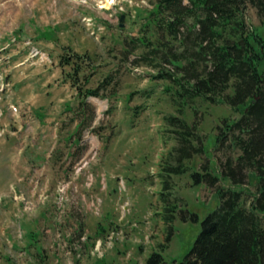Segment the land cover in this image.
Returning <instances> with one entry per match:
<instances>
[{
	"label": "rangeland",
	"instance_id": "obj_1",
	"mask_svg": "<svg viewBox=\"0 0 264 264\" xmlns=\"http://www.w3.org/2000/svg\"><path fill=\"white\" fill-rule=\"evenodd\" d=\"M105 1L0 0V264L179 263L220 204L191 175L236 156L213 147L239 113L177 99V42L155 0ZM245 18L264 37L254 8ZM86 91L98 97L84 107ZM168 117L206 149L179 174Z\"/></svg>",
	"mask_w": 264,
	"mask_h": 264
},
{
	"label": "trees",
	"instance_id": "obj_2",
	"mask_svg": "<svg viewBox=\"0 0 264 264\" xmlns=\"http://www.w3.org/2000/svg\"><path fill=\"white\" fill-rule=\"evenodd\" d=\"M248 7L264 28V0H155L150 14L177 42L168 61L181 74L175 92L180 103L200 99L239 113L235 121L224 119L217 126L213 147L236 156L226 157L216 171L203 165L191 175L195 184L214 190L220 204L202 220L183 260L173 264H264V37L246 23ZM88 96L98 93L86 91L84 107ZM165 120L178 144L170 154L177 164L171 170L179 174L186 171L185 160L206 154L205 145L182 118ZM252 181L254 193L247 190ZM169 189L165 182L163 191ZM144 264L164 261L152 252Z\"/></svg>",
	"mask_w": 264,
	"mask_h": 264
},
{
	"label": "bare ground",
	"instance_id": "obj_3",
	"mask_svg": "<svg viewBox=\"0 0 264 264\" xmlns=\"http://www.w3.org/2000/svg\"><path fill=\"white\" fill-rule=\"evenodd\" d=\"M111 5H112V1L106 0L102 7L108 9Z\"/></svg>",
	"mask_w": 264,
	"mask_h": 264
},
{
	"label": "water",
	"instance_id": "obj_4",
	"mask_svg": "<svg viewBox=\"0 0 264 264\" xmlns=\"http://www.w3.org/2000/svg\"><path fill=\"white\" fill-rule=\"evenodd\" d=\"M122 21H123V17L120 18V26H122V25H121Z\"/></svg>",
	"mask_w": 264,
	"mask_h": 264
}]
</instances>
